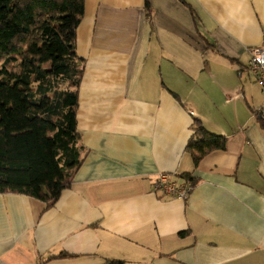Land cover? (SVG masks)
<instances>
[{
  "label": "crops",
  "instance_id": "1",
  "mask_svg": "<svg viewBox=\"0 0 264 264\" xmlns=\"http://www.w3.org/2000/svg\"><path fill=\"white\" fill-rule=\"evenodd\" d=\"M75 43L81 162L50 207L0 192V264H264V96L247 68L264 0H84ZM194 119L226 138L196 164ZM160 173L187 174L186 198L154 190Z\"/></svg>",
  "mask_w": 264,
  "mask_h": 264
},
{
  "label": "trees",
  "instance_id": "2",
  "mask_svg": "<svg viewBox=\"0 0 264 264\" xmlns=\"http://www.w3.org/2000/svg\"><path fill=\"white\" fill-rule=\"evenodd\" d=\"M83 11L84 0H0V192L23 193L46 207L82 159L75 39ZM255 114L262 123V113ZM225 142L194 119L187 149L196 164Z\"/></svg>",
  "mask_w": 264,
  "mask_h": 264
},
{
  "label": "built area",
  "instance_id": "3",
  "mask_svg": "<svg viewBox=\"0 0 264 264\" xmlns=\"http://www.w3.org/2000/svg\"><path fill=\"white\" fill-rule=\"evenodd\" d=\"M249 61L247 64L248 70H250L255 76L256 80L262 87V94L264 96V47L250 48L249 49ZM264 107H260L259 112L262 113ZM192 188V183L185 180L182 183H176L170 179V176L166 173H160L157 175L153 189L159 190L165 196L177 197L184 199L188 195Z\"/></svg>",
  "mask_w": 264,
  "mask_h": 264
},
{
  "label": "rangeland",
  "instance_id": "4",
  "mask_svg": "<svg viewBox=\"0 0 264 264\" xmlns=\"http://www.w3.org/2000/svg\"><path fill=\"white\" fill-rule=\"evenodd\" d=\"M262 95V94H261ZM263 97V96H262ZM263 100H264V98H263Z\"/></svg>",
  "mask_w": 264,
  "mask_h": 264
}]
</instances>
